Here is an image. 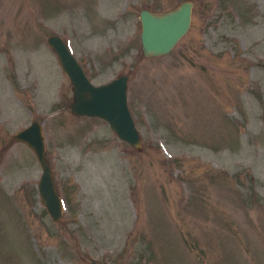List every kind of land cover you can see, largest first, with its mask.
I'll use <instances>...</instances> for the list:
<instances>
[{"label": "rangeland", "instance_id": "374dc122", "mask_svg": "<svg viewBox=\"0 0 264 264\" xmlns=\"http://www.w3.org/2000/svg\"><path fill=\"white\" fill-rule=\"evenodd\" d=\"M183 0H0V264H264V0H190L185 34L143 57L140 9ZM85 76L127 75L141 148L72 115L46 37ZM40 123L63 203L13 133Z\"/></svg>", "mask_w": 264, "mask_h": 264}, {"label": "water", "instance_id": "95a60500", "mask_svg": "<svg viewBox=\"0 0 264 264\" xmlns=\"http://www.w3.org/2000/svg\"><path fill=\"white\" fill-rule=\"evenodd\" d=\"M191 8L192 2L183 0L175 7L161 12L140 9L137 18L141 55L147 58L168 53L187 31ZM45 41L70 84L69 112L76 116L103 120L119 140L139 150L141 148L139 134L126 101L127 75L119 74L104 83L93 84L58 35H49ZM261 122L264 126V113L261 115ZM12 138L23 143L34 155L40 167L36 183L39 202L52 222L59 221L62 217L63 203L45 159L40 123L32 119L27 126L13 133ZM89 260L90 264H94L93 259Z\"/></svg>", "mask_w": 264, "mask_h": 264}]
</instances>
